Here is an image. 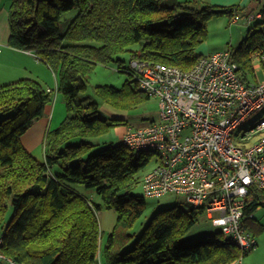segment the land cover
I'll use <instances>...</instances> for the list:
<instances>
[{"label": "trees", "instance_id": "trees-1", "mask_svg": "<svg viewBox=\"0 0 264 264\" xmlns=\"http://www.w3.org/2000/svg\"><path fill=\"white\" fill-rule=\"evenodd\" d=\"M198 1L205 5L198 8ZM73 9L77 15L62 28L60 18ZM254 10L261 14L255 16L260 19L255 30L230 50L247 83L257 82L254 63L264 54V0H252L249 8L206 0H12L8 44L34 52L58 74L56 91L68 115L47 132L44 159L39 160L22 136L53 96L30 77L0 83L2 253L21 264H231L247 255L222 230L184 240L205 215L203 207L186 202L156 213L126 249L133 226L147 209L145 196L134 188L143 182L154 153L122 141L96 149L95 140L123 119L99 116L98 102L79 95L97 65L117 62L119 71L134 78L123 88L96 86L95 94L116 109L149 101L121 54L188 70L203 55L198 48L211 19L232 20L254 15ZM75 184L94 189L101 203L77 191ZM261 205L264 191L253 187L245 211L254 213ZM103 206L114 209L118 219L101 245L98 211ZM244 225L254 235L263 229L254 214Z\"/></svg>", "mask_w": 264, "mask_h": 264}, {"label": "built area", "instance_id": "built-area-1", "mask_svg": "<svg viewBox=\"0 0 264 264\" xmlns=\"http://www.w3.org/2000/svg\"><path fill=\"white\" fill-rule=\"evenodd\" d=\"M255 16L261 14L249 20ZM255 63L257 82L247 83L230 50L202 55L188 70L131 59L129 70L140 89L159 99L160 111L148 124L129 127L121 139L134 150L154 153L156 164L142 182L146 196L173 193L203 207L244 253L258 245L244 225L254 214L245 211L247 198L253 187L264 191V112L238 133L251 115L264 111V78H257L258 72L264 74V54ZM0 264L21 263L0 250Z\"/></svg>", "mask_w": 264, "mask_h": 264}, {"label": "rangeland", "instance_id": "rangeland-1", "mask_svg": "<svg viewBox=\"0 0 264 264\" xmlns=\"http://www.w3.org/2000/svg\"><path fill=\"white\" fill-rule=\"evenodd\" d=\"M12 0H1L0 8L2 15L0 18H4L8 11L10 12V5ZM238 4V3H237ZM205 3L198 1L197 7L201 8ZM232 5V4H230ZM240 5V4H239ZM252 5V0H249L246 3V6L249 8ZM242 6V5H241ZM78 10L73 9L71 11L66 12L61 18L60 23L63 26L66 25L67 21H71L76 15ZM258 12V10H254V15ZM241 20L238 23H233L231 18L228 16H220L211 19L207 24L208 36L206 40L199 46L198 52L203 55L215 53L221 50H233L236 48L244 39L248 36L249 32L255 30V25L259 18H254L253 20H249V15H241ZM8 20V17H6ZM122 60H124V66L129 67V63L131 61L129 54H121L119 56ZM257 62V61H256ZM41 65H37V68H43V73L46 75L48 72V68L41 67L44 64L47 65L44 61L41 62ZM256 63H254L255 67ZM255 69V68H254ZM50 74V73H49ZM51 75V74H50ZM58 75V74H57ZM52 84L54 85V80H59V77H55V74L52 73ZM48 77V75H47ZM134 76L130 75L126 71H119L118 63L114 62L109 65H97L94 70L90 73L88 77V87L86 90L82 91L79 95V99H83L84 101H96L99 104V116L106 118L108 120L119 118L121 123L116 124L109 128V130L103 134L100 138L95 140L96 149H101L105 145L113 144L118 145L121 143V139L123 138L125 132L129 127H142L153 119L159 116L160 104L159 99L152 97L149 101L144 103L135 105L128 109H116L107 103H105L102 99H100L95 94V88L99 85H108L114 86L116 88H123L124 85L130 80L133 79ZM258 79H263L264 74L262 72H258ZM38 80L44 88L47 87V81L43 79ZM131 81V80H130ZM132 86H135V81L131 83ZM54 99V96H53ZM264 111H259L251 115L247 121H245L238 130V133H242L246 128H250L255 125L262 117ZM78 139L75 141L77 142ZM35 156L39 160L44 159V153L42 148L40 151L35 152ZM155 157L151 166L156 164ZM150 166V167H151ZM74 188L87 197L93 198L96 202L101 203V197L95 192L94 189H87L83 187V185L75 184ZM134 193L143 195L147 201V209L143 216L135 223L131 230L132 239L127 244L126 249L133 247L135 241L141 235V233L145 230L146 226L151 221L152 217L158 213L159 211H163L165 209H169L175 206L185 207V200L181 196H177L176 194L169 193L162 197H151L146 196L142 182L140 185L134 188ZM98 218L101 229V237L100 244L103 245L108 239L110 233L113 231L114 226L116 225L118 219V213L114 209L107 208L103 206V208L98 211ZM254 219L258 221L263 229L258 235H255L258 245L257 247L250 251L247 255L243 256L240 260V264H264V205H261L254 212ZM221 227L214 226L211 224V221L204 215L198 224L189 231V233L183 238L184 240L195 239L199 236L204 235L203 233L207 231H211L210 234H214L217 231H220ZM250 231V230H249Z\"/></svg>", "mask_w": 264, "mask_h": 264}, {"label": "crops", "instance_id": "crops-1", "mask_svg": "<svg viewBox=\"0 0 264 264\" xmlns=\"http://www.w3.org/2000/svg\"><path fill=\"white\" fill-rule=\"evenodd\" d=\"M213 5H230V4H240L246 6L249 0H206ZM9 13V11H8ZM2 12L0 11V17ZM4 18H0V44L3 47L0 53V83H8L16 81L20 78L30 77L38 78L47 81L46 89H51L50 94L54 96L53 101L46 106L43 115L35 119L28 131L22 136V142L27 150L36 154L35 152L43 150V143L46 134L49 130L58 127L61 122L67 117L68 112L66 109V104L61 93L57 90L58 80H54V85L52 84V73L55 77H58L57 73L47 64L41 67L48 68L46 75L43 73V68H37V65H41L43 62L37 55L32 51L21 50L11 47L8 44L9 39V14H5ZM8 17V20H6ZM51 75H50V74ZM48 75V77H47ZM212 224V223H211ZM211 231H207L203 234H210ZM231 264H240L236 261Z\"/></svg>", "mask_w": 264, "mask_h": 264}]
</instances>
